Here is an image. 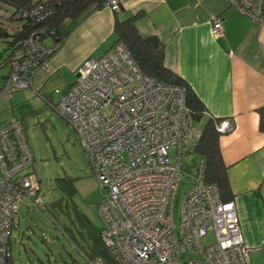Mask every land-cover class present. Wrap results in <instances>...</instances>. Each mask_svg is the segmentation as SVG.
<instances>
[{"label": "built area", "instance_id": "2783aa9c", "mask_svg": "<svg viewBox=\"0 0 264 264\" xmlns=\"http://www.w3.org/2000/svg\"><path fill=\"white\" fill-rule=\"evenodd\" d=\"M243 15L264 23V0H227ZM106 6L119 9V0ZM53 14L39 2L16 17L38 23ZM212 34L224 35L219 18ZM44 28L34 29L17 48L2 89H33L39 61L47 48ZM79 75L53 109L74 129L102 199L100 237L118 264H251L253 251L244 243L233 201L223 202L217 187L204 181L205 159L189 175L193 187L181 201L176 222L175 200L182 182V155L199 136L185 102V90L141 72L122 42L103 55L84 60ZM37 94L41 92L33 90ZM223 119L217 131L233 130ZM173 151V157L171 152ZM34 154L21 120L0 126V264L10 255V234L17 226L24 196L43 207V194L27 168ZM212 234L213 241L202 240Z\"/></svg>", "mask_w": 264, "mask_h": 264}, {"label": "crops", "instance_id": "0c3cea01", "mask_svg": "<svg viewBox=\"0 0 264 264\" xmlns=\"http://www.w3.org/2000/svg\"><path fill=\"white\" fill-rule=\"evenodd\" d=\"M119 4L117 12L103 6L80 19L61 47L37 68L31 90L52 97L50 82L63 78L64 96L80 64L103 55L115 43V17L137 14L138 33L156 36L164 44L165 66L197 94L205 117H228L234 124L232 132L220 135L219 145L244 243L253 249L249 254L253 264L252 256L264 258V131L258 127L257 111L264 106V23L243 15L227 0H119ZM215 18L222 22V37L212 34ZM10 248L12 255L11 243Z\"/></svg>", "mask_w": 264, "mask_h": 264}, {"label": "rangeland", "instance_id": "374dc122", "mask_svg": "<svg viewBox=\"0 0 264 264\" xmlns=\"http://www.w3.org/2000/svg\"><path fill=\"white\" fill-rule=\"evenodd\" d=\"M12 11V7L0 2V23L10 31L20 25L19 21L7 18ZM5 46V43L0 41V124L16 119L25 124L34 154L33 165L27 170L31 172L33 183L39 184L46 207V210H43L30 198H22L16 215L18 227H14L10 234L12 258L17 264H38L37 258H44L46 250L51 258L56 259V264H86L79 252L82 247L78 241L86 247V242L80 239V235L86 236L87 233L102 230L103 220L97 209L102 195L79 137L71 125L52 107L63 97L60 87L65 86L66 80L60 78L50 82L52 97L43 93L37 94L30 88H17L3 93L4 77L9 71L8 64L3 65L8 51ZM223 119L232 122L228 117H222L220 121ZM202 125L203 121H196L194 127L200 131ZM232 131L218 132L222 135ZM171 156L173 157V151ZM198 162L199 158L191 146H185L182 155V182L175 200L176 222L181 201L193 187L188 174H194ZM63 176L69 177L74 191L69 193V197H65L63 202L60 200L55 203L61 197L59 183H62L60 179ZM68 210L69 222L62 214V211ZM63 222L69 224V230ZM72 236L78 238L77 242ZM42 237L45 241H42ZM212 241L211 233L202 240L203 244ZM252 260L253 264H264L261 254L252 256Z\"/></svg>", "mask_w": 264, "mask_h": 264}, {"label": "trees", "instance_id": "16d2710c", "mask_svg": "<svg viewBox=\"0 0 264 264\" xmlns=\"http://www.w3.org/2000/svg\"><path fill=\"white\" fill-rule=\"evenodd\" d=\"M107 1L108 0H0L1 3L13 8L12 13L7 16V18L20 22V25L11 31L0 23V41L5 43V47L8 50L3 65L8 64L10 68V60L13 52L22 46L29 33L34 29L44 28L45 32L41 33L40 37L44 45L47 48H50L55 44H59V47L41 58L39 63L42 65L61 47L71 31L77 26L80 19L94 10L106 6ZM39 2H47L50 4L53 7V14L38 23H33L22 17H16V13L19 10L30 9L33 5ZM119 10L120 4L119 9L113 11L117 12ZM136 19L137 14H131L122 19L115 17L113 23L115 43L122 42L127 47L142 73L153 77L158 81L180 85L184 88L185 102L193 120V124H195L196 121H203L199 136L192 143L191 149L199 158V161L205 159L203 173L204 181L208 184H214L217 187L219 196L223 202L232 200L233 193L227 175L228 166L222 158L219 145L220 133L216 129V125L220 122L221 117H205L206 108L197 94L186 82H184V80L175 75L165 66L164 44L156 36L142 37L135 27ZM48 40H50L49 43L47 42ZM7 75L4 77V80ZM257 111L260 116L258 127L261 131H264V106L259 107ZM25 130L27 131L26 126ZM60 180L62 182L59 183L61 197L56 200L55 203L60 200L63 202V200L66 199L65 197H69L67 195L74 191L72 184L69 183L68 176H63ZM66 201L69 205V201ZM40 208L46 210L45 203L44 206ZM62 214L63 218H66V221L69 222L67 218L69 216V210L62 211ZM54 220L56 221L57 219ZM65 223L63 222L64 225ZM65 228L69 230V224L66 223ZM73 238L75 239L74 241L77 242L78 238L75 236ZM80 239H82L84 243L86 242L87 245L84 247L78 241V244L82 247V251L79 252L82 254L86 264H118L108 248L103 244L100 237V231L87 233L86 236L85 234L80 235ZM42 240L45 241V238L42 237ZM44 256V258L38 257V264H56V259L51 258L48 252ZM6 264H15L11 253L6 258Z\"/></svg>", "mask_w": 264, "mask_h": 264}, {"label": "clouds", "instance_id": "9594fccd", "mask_svg": "<svg viewBox=\"0 0 264 264\" xmlns=\"http://www.w3.org/2000/svg\"><path fill=\"white\" fill-rule=\"evenodd\" d=\"M10 251H11V249H10Z\"/></svg>", "mask_w": 264, "mask_h": 264}]
</instances>
